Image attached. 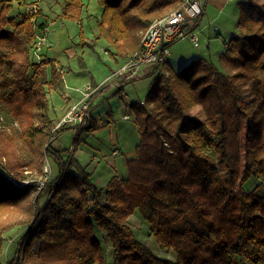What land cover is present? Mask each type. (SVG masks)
Returning <instances> with one entry per match:
<instances>
[{
  "label": "trees",
  "instance_id": "1",
  "mask_svg": "<svg viewBox=\"0 0 264 264\" xmlns=\"http://www.w3.org/2000/svg\"><path fill=\"white\" fill-rule=\"evenodd\" d=\"M181 1L99 0L97 39L124 58L139 49L140 32ZM5 2L0 10V158L12 172H41L51 152L59 168L43 188H49L50 197L36 225L19 242L22 258L15 256L9 264H107L101 230L113 248L110 264H262L264 13L254 19L241 9L239 31L218 64L197 58L176 71L166 62L168 74L157 73L145 100L127 104L140 133L136 156L127 163L128 178L114 176L100 187L85 169L71 171L74 164L62 157L65 150L47 147L67 129L54 132L57 120L49 113L48 93L61 75L53 64L52 79L46 80L44 66L51 60H33L34 22L25 14L11 17ZM84 6L83 0H66L63 17L80 20ZM81 44L93 47L83 26ZM249 87L253 97L245 99ZM113 95L123 97L122 84ZM196 106L203 107L204 120L188 113ZM243 118L250 122L246 167ZM96 128L94 122L87 131ZM23 145L32 157L23 154ZM73 145L76 150L79 138ZM251 178L259 182L244 189ZM36 187L19 188L0 172V212L18 206ZM28 207L26 222L34 217V201ZM139 212L160 246L176 252L177 259L159 256L136 236L129 220ZM14 225L0 226V255L3 234Z\"/></svg>",
  "mask_w": 264,
  "mask_h": 264
},
{
  "label": "crops",
  "instance_id": "2",
  "mask_svg": "<svg viewBox=\"0 0 264 264\" xmlns=\"http://www.w3.org/2000/svg\"><path fill=\"white\" fill-rule=\"evenodd\" d=\"M210 1L212 4L209 8L208 0H202L205 5V13L198 24V30L201 33L200 35H202L203 41H201L200 46H196L198 53L192 56V58H205L210 62L218 64L219 57L226 52L230 39L238 30L237 22L240 17L241 8L236 13L234 12L236 10L234 0ZM23 2L27 1L23 0L19 3L22 4ZM65 3L66 0L34 1L39 11L38 20L35 25L37 37L42 35L47 36V42L42 45L39 56H36L35 60H51V63L44 66L47 81L50 82L52 79L53 64L61 75L60 83L54 89L49 90L48 93L50 100L49 113L53 119L59 116L62 117L69 106L80 98V88L87 84L101 82L127 59L126 57L112 56L111 49L115 50V48L105 39H101L108 43V46L104 47L103 53L109 56L98 58L96 62L93 56L87 60L84 56L80 55V48L77 47L76 42L70 40V34L76 30L80 31L83 26L86 42L95 46L98 42L97 40H100L97 39V19L94 20L92 17H87L86 14L88 13H85V11L82 12L80 20L65 18L63 17V6ZM99 6L100 15L98 17L103 12V7L100 3ZM21 13H23V7L20 8L19 14ZM93 21L95 22V26H92ZM74 22H76V26L72 24ZM47 28L48 31L46 30ZM214 29H218L221 36H218L216 32L214 33ZM75 38L77 40L80 39L79 35H76ZM84 48L90 49L91 47L85 46ZM82 53L86 54V50L83 49ZM174 56L171 52L168 64L174 67L175 70H179L177 69V64L184 57H180L175 62L172 58ZM190 58L188 57V60ZM80 62L86 64V68H82ZM86 71H88L87 74ZM154 73H156V69L153 66L145 65L141 67L136 78L127 79L122 82L124 95L123 97L119 96L118 100L110 99V96L116 91L115 88L109 89L97 97L91 113V125L96 122L97 128L93 131H87L86 128L83 133V138H93L95 143L92 147H84L82 142L79 141V147H77L73 153L74 156H72L75 161L72 168H76L77 173L81 174L82 168L85 169L91 174L93 182L100 187H105L114 176H119L121 179L128 178L127 163L129 160L135 158L138 142L132 144L124 138H133V132L135 134L134 138H140L136 116L127 105L134 101L132 100V95L140 98V94L136 93L137 91L131 93L129 85H134L135 82H132L134 80L143 79L147 75ZM138 100L143 101L144 99ZM56 103L59 104V107L55 105ZM59 119H57V122ZM80 136L79 134L76 137ZM110 143H112L111 146L109 145ZM54 149L61 148L54 146ZM115 149H117L116 153Z\"/></svg>",
  "mask_w": 264,
  "mask_h": 264
},
{
  "label": "rangeland",
  "instance_id": "3",
  "mask_svg": "<svg viewBox=\"0 0 264 264\" xmlns=\"http://www.w3.org/2000/svg\"><path fill=\"white\" fill-rule=\"evenodd\" d=\"M4 1L5 0H0V10H1V7H2ZM6 1H9V2H5V3H7V4L10 3V5H11V10H10L9 15L17 16V15H20L19 12H20L21 7H23V11H24L28 4H30L36 0H26L27 1V2H25L26 4L24 2L22 4L19 3L20 1H23V0H6ZM83 2L85 4V6H84L82 12L85 11V13H88V14H86V16L92 17V18H94V20L99 18L98 17L100 15L99 0H83ZM208 2H209L208 3L209 8H210L212 2L210 0H208ZM233 2L235 4L234 6L236 7V10H234L235 13L239 8H241V9L245 8L249 12L251 17L254 19H258L259 16L262 13H264V0H234ZM22 14L23 13H21V15ZM71 20H73V19H71ZM72 24L74 26H76V22H74ZM92 26H95L94 21H93ZM143 31L140 32V38H141ZM238 31H239V29L236 32H238ZM81 33H82V29H80V31L79 30L73 31L70 34V38H71L70 40L72 42H76L77 47L80 48L79 49L80 55L84 56L87 60L91 56H93L96 62H97L96 59H98V58H101L104 56H109V55H104V53H103V49L108 43H106L105 41H102L101 39L97 40L98 41L97 44L95 46L91 47L90 49L84 48L85 46L83 44H81ZM214 33H215V29H214ZM76 35H79L80 39L77 40L75 38ZM97 35H98V33H97ZM201 36L202 35H200V38H201L200 44H201V41H203ZM85 37H86V34H85ZM83 49L86 50V54L82 53ZM170 49H171L172 55L173 54L175 55L174 57H172L175 62H177L180 57H182V56L184 57V59L179 60V63L177 64V69H179V70H176V71H180L182 69H186L187 67H189L190 63L195 59V58H192V56H194L195 54L198 53V48L193 44V42L189 38H185V39H182L180 41L173 43L171 45ZM111 50L116 52V50H113V49H111ZM111 55H112V53H111ZM188 57H191L190 60H188ZM35 58H36V55L33 57L34 61H35ZM126 58H127V56H126ZM169 60H170V56H169ZM99 61H101V60L99 59ZM83 64L84 63L80 64L82 66V68H86V64H84V65ZM87 73H88V71H86V74ZM156 73H157V71H156ZM156 73L147 75L143 79H138V80L132 81L135 83H134V85H132V84L129 85V91L131 93L137 91L136 93L140 94V98H137L134 95H132V100H134V101H140L138 99H141V100L144 99L145 100V98H146V96H147V94L151 88V84L154 81V77H155ZM133 89H135V90H133ZM252 92H253L252 87L245 89L244 98L245 99L252 98L253 97ZM109 95H110V93H109ZM118 98H119V96H115L113 94L110 96L111 100L112 99L118 100ZM55 105L59 107L58 103H56ZM188 113L191 116H194V117L201 119V120H204L206 118L205 113H204V109L202 106H196L195 108L189 110ZM60 117L61 116H59L58 118H54V119L57 120ZM249 125H250V122L248 120H246L245 118H243L242 119V125H241V132H240V140H241V143L243 146V151H242L243 167H246V165L250 161V155L247 151V138H248L249 133H250V126ZM84 132L85 131H83L80 134L81 136L78 137L79 141L82 142V145L84 147H87V146L92 147L95 143V140L93 138H88V139L83 138ZM75 133H76L75 130L73 128L69 127L66 130H64L63 132H61L58 135V137L56 139H54V141H52L50 144L47 145V147H49L50 149H53L54 146H56V147L61 148V149H58L59 151L65 150L62 153V157L65 159L68 158V160H72V163L74 164L75 161L73 159L74 157L72 158V156H74L73 153H74L75 149L73 151H71V149H69V147L72 144H74V140L76 137ZM134 136H135V134L133 132V138H124V139H126L129 143L134 144V143L138 142V144H139L140 138H134ZM139 136H140V133H139ZM109 145L111 146L112 143H110ZM73 147H74V145H73ZM78 147H79V145H78ZM23 149H22L23 154L25 153L26 156L32 157V155H27V153L29 154V152H31L30 148H26L23 145ZM125 151H127V150L125 149ZM53 157H54V155L51 152H49V155L47 156V158L45 160V163L43 165V169L41 172H38L36 170H31L29 172H20V173L19 172H12V171L6 169L4 167V163L6 161L4 159L0 158V172H2L8 179L12 180L19 188H25L30 183H36L37 184V187L32 189L30 192V195L28 197L24 198L18 206L14 207V208L2 209L0 212V226L3 223H16V225H14L13 227H11L7 231H5L3 234L4 242H3V246H2V252L0 255V259H1V262L3 264H9L14 259L15 256L18 257L19 259L22 258L23 248L21 249L18 247L19 242H20L21 238L25 234H27V231L31 230L36 225V223H37V221L41 215L42 208H44L46 202L49 200L50 190L48 188L44 192L43 188L46 186V184H47V182H49V180L56 177L59 173L58 163H57L55 157L54 158ZM47 167H49V169L51 171V175L49 178L46 176ZM72 167H71V171L77 173V169L76 168L74 169ZM258 180L259 179H257V178H251L244 185V189L252 190L257 185V183L259 182ZM41 190H43V191H41ZM43 192H44V194H43ZM41 193H42V195L39 196V194H41ZM33 201H34V208H35L34 209V217L32 218V220L30 222L28 221L29 222L28 223L26 221L31 216V210L29 209L28 206H29L30 202H33ZM141 217H142V215L139 212V215L133 214L129 220L130 226L133 228L136 236L140 240L145 242L147 245H149L151 247V249L156 254H158L159 256L164 257V258H168V259H173V260L177 259L178 256H177L176 252L165 250L160 246V244L158 243V241L156 240V238L152 234L150 226L145 222L143 217L142 218ZM24 222H26V223H24ZM100 236H101L102 241L104 243V254H105V257L107 259V264H110L112 262V259H113V248H112L111 242H110L109 238L107 237L105 231L101 230ZM262 264H264V261L262 262Z\"/></svg>",
  "mask_w": 264,
  "mask_h": 264
},
{
  "label": "built area",
  "instance_id": "4",
  "mask_svg": "<svg viewBox=\"0 0 264 264\" xmlns=\"http://www.w3.org/2000/svg\"><path fill=\"white\" fill-rule=\"evenodd\" d=\"M23 13L36 25L39 15L36 4H28ZM204 13L205 5L202 0H182L167 14L156 17L143 31L139 49L130 53L125 62L101 82L80 88V98L69 106L65 114L56 122L53 131L71 127L75 130L76 136L81 134L84 129L91 126V113L97 97L109 89H117L127 79L136 78L141 67L145 65L153 66L157 73L168 74L165 65L173 43L189 38L195 46H200L198 24ZM46 30L48 31V28ZM215 32L221 36L218 29H215ZM45 42H47L46 35L36 36L34 55L39 56V51ZM69 149L74 150L73 144ZM50 175L51 171L47 167L46 176L49 178Z\"/></svg>",
  "mask_w": 264,
  "mask_h": 264
}]
</instances>
